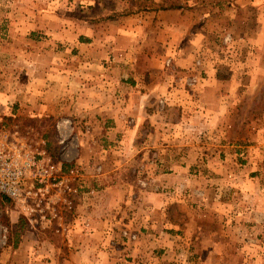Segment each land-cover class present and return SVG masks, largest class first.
Segmentation results:
<instances>
[{
	"label": "rangeland",
	"instance_id": "obj_1",
	"mask_svg": "<svg viewBox=\"0 0 264 264\" xmlns=\"http://www.w3.org/2000/svg\"><path fill=\"white\" fill-rule=\"evenodd\" d=\"M46 5L48 0H0V104H7L12 111H0V129L11 132L8 136L13 139L7 138L8 144L16 142L34 152L45 149L55 162H63L66 170L77 168L80 193L75 197L54 195L58 216L48 223L39 220V212L30 214L0 196V264H48L50 259L39 254L32 258L21 254L28 248L25 245L15 251L20 235L29 228L26 219L32 216L34 223L50 227H41L42 233L48 229L59 234V220L78 216L76 202L86 207L107 200L101 192L107 185L129 186L123 195L111 199L119 213L113 214L114 218L120 215L122 221H128L130 217L138 226L148 216L159 217L162 222L157 231L164 248L147 251L148 256L135 258V264H151L152 258L164 260L171 253L173 264H264V5L223 0L219 7L225 9L223 13L211 9L209 16L195 15L194 29L208 26L196 33L193 46L184 51H163L160 66H140L144 72L155 70L166 82L157 105L163 136L172 142L135 150L111 141L102 144V124L92 120L91 114L83 118L71 108L68 112L73 114L57 110L52 116L36 111L44 102L41 79L45 76L43 68L30 71L27 47L47 35L35 36L30 28L22 27L29 26L26 16L33 9L38 12ZM60 8L55 4L52 10ZM88 11H82V17L91 26L96 11ZM107 57L108 63L116 62L112 53ZM90 69L99 73L104 67ZM110 71L123 73L118 66ZM53 81L58 90L59 80ZM86 82L98 85L88 79ZM31 94L36 95L34 100H30ZM54 97L58 99V94H50ZM184 111L187 121H178ZM170 119L177 122L171 131L165 124ZM15 129L19 131L16 137L12 134ZM147 133L145 129L143 135ZM104 173L107 178L101 179ZM133 210L135 218L129 213ZM83 212L91 211L85 208ZM172 221L180 227L172 226ZM115 230L119 240L125 238L132 245L149 242L148 233L140 237V231L128 226ZM175 231L186 242L167 238ZM58 238L56 244L65 245ZM165 242H172V247ZM39 245L42 248L44 244Z\"/></svg>",
	"mask_w": 264,
	"mask_h": 264
},
{
	"label": "crops",
	"instance_id": "obj_2",
	"mask_svg": "<svg viewBox=\"0 0 264 264\" xmlns=\"http://www.w3.org/2000/svg\"><path fill=\"white\" fill-rule=\"evenodd\" d=\"M191 1L170 0L168 4L167 0H48V5L42 10L35 12L33 9L29 17L26 16V23L29 26L22 28H30V31H33L31 34L34 35L39 33L47 35L43 37V41H31L32 46L27 47L29 50L26 49L29 52L27 66L30 71L33 73L34 69L40 67L43 68L42 75L45 76L41 79V82L44 81L42 92L45 97H40L44 102L40 104L42 107H36V111L40 110L39 112L52 116L57 110L58 113L73 114L68 112L71 108L77 111L74 112L75 115L83 118L91 114L92 120L100 121L102 124L103 139L100 140L102 144L111 141L135 150L139 146H160L169 144L166 143L168 141L172 142L167 136H163L165 131L159 119L161 115L157 105L161 89L166 82L155 70L146 69L151 73L144 72L140 66H160L163 61V51H184L186 47L193 46L196 33L198 31L202 33L208 26L206 24L198 30L194 29L195 15L202 13L204 17L209 16L211 9L218 13L225 11L224 8H219L223 0ZM234 1L264 5V0ZM176 3H180L182 7H174ZM209 3L218 5L213 8L208 6ZM55 4H58L61 10H52ZM161 5L174 6L161 9ZM88 9L91 13L96 11L92 13L94 24L91 26L85 23L87 19L82 17L84 11L89 12ZM68 10L74 11L73 14L68 13ZM84 39L86 41H83ZM109 53L116 56V62H107ZM10 54L14 58L13 53ZM117 66L122 67L123 73H111V67ZM100 67H104L101 72H91L90 68L98 70ZM83 76H86V79ZM49 78H52L51 82L48 81ZM54 79L59 80L58 90L54 88ZM87 79L98 85L94 87L87 85ZM47 82L48 84H45ZM174 89L172 88V91ZM32 90L34 94L39 93L36 89H30ZM52 93L58 94V99L50 98ZM34 94H31L30 100L35 99ZM15 97L17 96L14 95V100ZM9 109L7 104H0V111ZM84 109L90 111L84 112ZM7 113H12L11 109ZM185 120L187 121L186 111L178 121ZM175 123L177 122L170 119V123L165 124H169L168 129L171 131ZM145 129L148 133L143 135ZM105 176L104 173L99 177L102 179ZM122 187L107 185L102 189L101 192H104L110 203L106 200L84 207L78 203L79 201L76 202L74 210L78 216L73 220L64 218L59 220L60 229L56 228L58 232L60 231L59 234L48 229L42 233L41 227L48 226H40L33 220L26 219L29 228L20 235V243L15 251L25 245L28 248L22 249L21 254L27 258L38 257L39 254L50 259L48 264H135V258H145L143 256H148L149 251L152 250L153 253L157 248H164L162 235H158L159 231H157V228L161 229L162 226L159 217L148 216V219H143L140 226L130 217L128 221H122L120 215L114 218L113 214L119 213L116 211V203L111 199L114 195H117L116 197L123 195V189L129 186L122 185ZM85 208L91 212H83ZM125 210L123 214H127ZM135 212L134 210L129 212L132 218H135ZM16 213L20 212L16 210ZM84 213L88 215L85 216ZM171 225L175 228L180 227V223L176 225L173 221ZM123 226L140 231V237L143 233H148V244L133 243L132 245L122 237L119 240L120 234L115 229H121ZM173 234L167 238L186 242L180 232L175 231ZM58 237L65 245L56 244L60 241ZM32 242L37 245L28 246ZM40 243L44 244L42 248ZM165 244L172 247V242ZM123 246L124 249H121ZM121 250L126 251V254H122ZM171 255L173 256L172 253ZM171 255L164 260L160 258L157 260L154 257L151 264H173L170 261ZM131 258L134 259L133 262ZM137 262L139 264V261Z\"/></svg>",
	"mask_w": 264,
	"mask_h": 264
},
{
	"label": "built area",
	"instance_id": "obj_3",
	"mask_svg": "<svg viewBox=\"0 0 264 264\" xmlns=\"http://www.w3.org/2000/svg\"><path fill=\"white\" fill-rule=\"evenodd\" d=\"M18 133L15 129L12 134L16 137ZM8 134L9 130L0 129V136L4 135L0 137V193L23 211L39 212L42 223L51 222L58 216L54 195H78L76 182L81 174L75 167L66 170L64 163L55 162L45 149L34 152L16 142L8 144ZM67 200L71 207V200Z\"/></svg>",
	"mask_w": 264,
	"mask_h": 264
},
{
	"label": "trees",
	"instance_id": "obj_4",
	"mask_svg": "<svg viewBox=\"0 0 264 264\" xmlns=\"http://www.w3.org/2000/svg\"><path fill=\"white\" fill-rule=\"evenodd\" d=\"M172 6H174V5H172ZM172 6H163V5H161V9H168V8H171ZM174 7H182L180 4L178 5V4H175V6ZM0 196L3 198V199H5L6 201H12L10 198H8L7 196H4V195H2L1 193H0ZM21 220H24L23 218L21 219Z\"/></svg>",
	"mask_w": 264,
	"mask_h": 264
}]
</instances>
